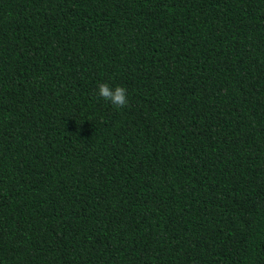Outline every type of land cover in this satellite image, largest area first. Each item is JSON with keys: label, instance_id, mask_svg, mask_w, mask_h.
I'll return each instance as SVG.
<instances>
[{"label": "trees", "instance_id": "trees-1", "mask_svg": "<svg viewBox=\"0 0 264 264\" xmlns=\"http://www.w3.org/2000/svg\"><path fill=\"white\" fill-rule=\"evenodd\" d=\"M0 264H264V0H0Z\"/></svg>", "mask_w": 264, "mask_h": 264}, {"label": "clouds", "instance_id": "clouds-1", "mask_svg": "<svg viewBox=\"0 0 264 264\" xmlns=\"http://www.w3.org/2000/svg\"><path fill=\"white\" fill-rule=\"evenodd\" d=\"M98 92L106 101H110L113 106L123 108L128 104L126 88L117 86L114 90L106 83L99 84Z\"/></svg>", "mask_w": 264, "mask_h": 264}]
</instances>
